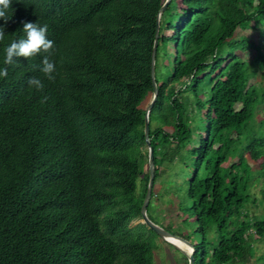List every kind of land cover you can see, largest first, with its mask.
<instances>
[{
    "label": "trees",
    "instance_id": "obj_1",
    "mask_svg": "<svg viewBox=\"0 0 264 264\" xmlns=\"http://www.w3.org/2000/svg\"><path fill=\"white\" fill-rule=\"evenodd\" d=\"M165 2L12 0L0 19V264H152L155 232L132 223L150 176ZM23 22L49 26L54 80L34 67L43 53L4 64ZM155 69L148 215L173 161L192 163L190 205L173 199L197 223L195 263L251 264L264 242V0H172Z\"/></svg>",
    "mask_w": 264,
    "mask_h": 264
},
{
    "label": "rangeland",
    "instance_id": "obj_2",
    "mask_svg": "<svg viewBox=\"0 0 264 264\" xmlns=\"http://www.w3.org/2000/svg\"><path fill=\"white\" fill-rule=\"evenodd\" d=\"M258 86L264 87V74L259 72L257 74ZM148 147H146V150ZM193 170L192 163L185 160H180V158L175 159L171 164L169 170L165 175L157 181L156 186V197L152 202V210L150 215L156 224L169 230L176 235L181 236L190 243L198 244L200 241L199 236L196 234L197 223L192 216L191 211L183 210L182 216H177L179 213V207H177V202L174 201V195H181V202H185L186 205H190L189 201L184 198L186 195L185 189L186 184L185 179L191 178L190 173ZM143 171L147 173L148 159H146L143 164ZM190 172V173H189ZM186 176V177H185ZM171 181V182H169ZM142 190V184L139 183V192ZM184 198V199H183ZM179 203V202H178ZM179 203V205H180ZM258 212V209H255ZM142 220H137L132 223L135 226L141 223ZM208 239L214 241L216 238V232L214 227H207ZM151 240H153V262L152 264H187V258L185 255L179 251L177 248L167 243L156 233L152 234ZM149 239V238H148ZM264 254V242L256 244V255L251 264H260L258 258Z\"/></svg>",
    "mask_w": 264,
    "mask_h": 264
},
{
    "label": "clouds",
    "instance_id": "obj_3",
    "mask_svg": "<svg viewBox=\"0 0 264 264\" xmlns=\"http://www.w3.org/2000/svg\"><path fill=\"white\" fill-rule=\"evenodd\" d=\"M12 5V0H0V19L4 20L5 25L11 19L8 16V9ZM48 25L39 24L38 22H23V32L26 34L25 38L13 41L6 47V56L4 59L5 65H14L17 63L18 58L30 59L43 53V59L38 66L39 71L44 76L52 81L55 79L54 73L56 72V66L51 59L55 54V43L48 39ZM5 37V28L0 26V41H3ZM8 69H0V77H7ZM27 84L30 87H34L38 91H43L44 84L38 77H29Z\"/></svg>",
    "mask_w": 264,
    "mask_h": 264
},
{
    "label": "water",
    "instance_id": "obj_4",
    "mask_svg": "<svg viewBox=\"0 0 264 264\" xmlns=\"http://www.w3.org/2000/svg\"><path fill=\"white\" fill-rule=\"evenodd\" d=\"M172 0H166L165 4L161 8L158 19H157V28H156V35H155V42H154V48H153V53H152V81L154 85V97L152 99V102L147 108L146 111V116H145V139L146 143L148 146V167H149V182H148V187H147V192L145 195V199L141 208V215H142V221L141 224L146 225L150 230L154 231L159 237H161L163 240H165L167 243L171 244L175 248H177L179 251H181L188 259V264H196L195 263V252L196 248L193 246L192 243L187 241L186 239L182 238L179 235L174 234L171 231L166 230L165 228L161 227L160 225L156 224L154 221H152L148 215V207L151 203L152 200V195H153V189H154V182H155V155H154V149L151 145V140H150V115L152 112V109L154 108V105L158 99L159 95V89L157 86L156 82V69H155V63H156V57H157V49H158V44H159V38H160V21L167 10L169 4L171 3ZM180 241L186 244L190 251L187 252L183 250L177 243L173 241Z\"/></svg>",
    "mask_w": 264,
    "mask_h": 264
},
{
    "label": "bare ground",
    "instance_id": "obj_5",
    "mask_svg": "<svg viewBox=\"0 0 264 264\" xmlns=\"http://www.w3.org/2000/svg\"><path fill=\"white\" fill-rule=\"evenodd\" d=\"M173 242L177 243L181 248H183V250H185L187 252L190 251L189 247L186 244H184L183 242H180V241H177V240H175Z\"/></svg>",
    "mask_w": 264,
    "mask_h": 264
}]
</instances>
